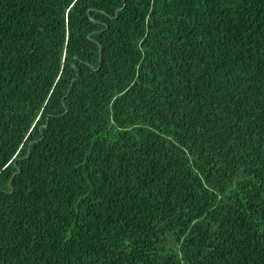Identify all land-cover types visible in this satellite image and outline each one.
<instances>
[{"label": "trees", "instance_id": "trees-1", "mask_svg": "<svg viewBox=\"0 0 264 264\" xmlns=\"http://www.w3.org/2000/svg\"><path fill=\"white\" fill-rule=\"evenodd\" d=\"M0 264H264V0H0Z\"/></svg>", "mask_w": 264, "mask_h": 264}]
</instances>
